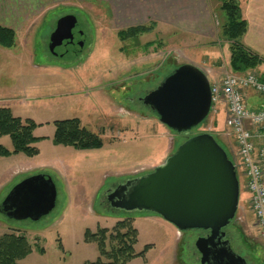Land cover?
I'll return each mask as SVG.
<instances>
[{
	"label": "rangeland",
	"instance_id": "rangeland-1",
	"mask_svg": "<svg viewBox=\"0 0 264 264\" xmlns=\"http://www.w3.org/2000/svg\"><path fill=\"white\" fill-rule=\"evenodd\" d=\"M258 3L264 16V0ZM34 10L18 31L16 44L11 48L0 45V107H9L15 116L38 124L34 135L39 137L35 143L39 152L0 157V205L15 185L38 173L55 181L57 204L38 221L9 218L0 209V236L6 232L26 235L33 251L22 264H84L100 255L96 242L85 241L87 229H111L132 217L139 232L136 251L148 244L151 247L130 264H176V256L178 264H202L195 247L197 230L179 232L153 212L113 209L106 201V190L152 171L182 143L181 134L138 101L159 85L173 65L194 64L217 80L232 72L231 42L222 35L219 3L51 0ZM69 13L77 16L85 41L78 48L60 47L55 55L49 49L50 36L59 18ZM141 24L154 25V30L138 39L118 36L120 30ZM260 27L256 23L255 37L260 35ZM246 39L242 42L264 58ZM147 43L152 44L146 51ZM261 68L264 64L251 71L263 73ZM219 108L218 113L211 110L190 133L209 132L216 118L210 133L233 156L235 137L226 127L225 111ZM68 118H78L82 126L102 138L103 146L80 149L56 144L55 121ZM220 130L228 136V144L214 133ZM1 145L12 149L11 137L1 136ZM238 176L242 209L236 220L240 231L230 230L231 246L247 257L248 264H264V236L249 208L250 193L243 176L239 172Z\"/></svg>",
	"mask_w": 264,
	"mask_h": 264
},
{
	"label": "water",
	"instance_id": "water-1",
	"mask_svg": "<svg viewBox=\"0 0 264 264\" xmlns=\"http://www.w3.org/2000/svg\"><path fill=\"white\" fill-rule=\"evenodd\" d=\"M77 20L74 14L59 18L49 41L53 54L73 39ZM143 102L171 130L187 133L210 113V80L200 67L181 64ZM240 193L234 162L216 138L204 132L187 138L152 171L121 183L109 199L115 209L156 213L180 232L208 230L195 242L202 264H248L224 239V229L236 218ZM57 196L55 181L38 173L15 185L0 209L9 218L38 221L55 208Z\"/></svg>",
	"mask_w": 264,
	"mask_h": 264
},
{
	"label": "trees",
	"instance_id": "trees-1",
	"mask_svg": "<svg viewBox=\"0 0 264 264\" xmlns=\"http://www.w3.org/2000/svg\"><path fill=\"white\" fill-rule=\"evenodd\" d=\"M216 1L219 3L222 16V35L227 41L231 42V70L244 73L258 69L264 63V58L260 54L253 52L242 42L248 31V20L240 0ZM152 30H154V25L129 26L120 30L118 36L122 40L129 38L138 39L140 35L149 33ZM16 37L14 29L0 25L1 46L13 47L16 44ZM151 44L147 43L146 51ZM173 66L174 68L168 74L179 65ZM259 74L264 78V72H259ZM149 109L156 114L151 108ZM55 124L56 130L53 141L58 145L73 146L80 149L103 146L102 138L82 126L78 118L56 120ZM37 125L33 119H22L15 116L9 107H0V137L9 135L13 142L12 149L0 146V157L18 152H24L29 156L36 155L39 152V148L35 145L39 137L34 135ZM190 132L181 134L184 137L183 141L194 135ZM229 156L231 157V155ZM138 235L139 232L133 223L132 217L118 221L111 229L102 227L96 232H91L90 229H87L85 231V241L96 242L100 255L95 261H87L84 264H129L132 259L138 256H145L151 244L146 245L144 250L137 252L135 245L138 242ZM32 251V244L24 234L6 232L0 236V264H22L21 260L32 253Z\"/></svg>",
	"mask_w": 264,
	"mask_h": 264
},
{
	"label": "built area",
	"instance_id": "built-area-1",
	"mask_svg": "<svg viewBox=\"0 0 264 264\" xmlns=\"http://www.w3.org/2000/svg\"><path fill=\"white\" fill-rule=\"evenodd\" d=\"M248 92L264 98V78L258 72L232 71L211 81L212 110L217 113L222 105L225 109V124L237 146L233 161L250 193L256 228L264 236V103L261 108H250Z\"/></svg>",
	"mask_w": 264,
	"mask_h": 264
},
{
	"label": "crops",
	"instance_id": "crops-1",
	"mask_svg": "<svg viewBox=\"0 0 264 264\" xmlns=\"http://www.w3.org/2000/svg\"><path fill=\"white\" fill-rule=\"evenodd\" d=\"M50 1L51 0H0V25L14 29L17 35L20 28H22L23 22H25L29 18V16H31L34 13L35 6H40L41 8L43 5L45 6ZM240 2L241 4H243L242 7L244 13L247 14L246 17L248 20V31L244 36V37L247 36L248 39H246L245 41H247L250 47L264 54V28H263L264 16H263V11L260 9V5L258 3L261 2V0H247V1L240 0ZM245 2L248 3L245 5L244 4ZM104 5L105 4H103L102 6ZM109 9L111 12L112 10L110 7ZM256 23L257 25L261 26L260 27L261 29L259 28L261 32L260 35L255 37L254 27L256 26ZM260 67H262V65ZM260 70L263 71L264 69L261 68ZM246 102L250 108H261L264 103V98L257 95L256 93L248 92V94L246 95ZM221 109L225 111L224 107L222 106ZM212 121L213 122L211 123V125H209V127L211 128V132H213V127H214L213 123L216 122V118L213 117ZM214 133H217L216 135L221 141H223L226 144L229 143V138L225 134V132L220 130V131H214ZM176 264H178L177 256H176Z\"/></svg>",
	"mask_w": 264,
	"mask_h": 264
},
{
	"label": "flooded vegetation",
	"instance_id": "flooded-vegetation-1",
	"mask_svg": "<svg viewBox=\"0 0 264 264\" xmlns=\"http://www.w3.org/2000/svg\"><path fill=\"white\" fill-rule=\"evenodd\" d=\"M57 25V24H56ZM55 28H56V26H55ZM55 28H54V30H55ZM73 33H74V37H73V39L72 40H70L69 42L68 41H65V43H64V47L66 48V49H68V47L70 46V45H72V46H75L76 48H78V47H80L81 45H82V43L85 41L84 39H85V33L83 32V29L82 28H80V27H78V20H77V23H76V26L73 28ZM81 42V43H80ZM81 45H80V44ZM78 45H80V46H78ZM151 90H147L146 92H145V94L142 96V97H140L139 99H138V101L139 102H142V103H144L143 102V97L148 93V92H150ZM132 101H135V98L133 99H131ZM142 175H144V174H142ZM141 176V175H140ZM135 177H137V176H134V177H131V178H135ZM131 178H129V179H131ZM128 180V179H127ZM126 180V181H127ZM126 181H124V182H126ZM123 182V183H124ZM120 184H119V182L118 183H114L112 186H110L107 190H106V201L108 202V204L111 206V203H112V201H110V199H109V195L119 186ZM111 208H112V206H111ZM113 209H115V208H113ZM233 228H235L238 232L240 231V226H238V223H237V220L235 219L234 220V222H232L231 223V225H229L228 227H226L224 230H225V232H226V235H225V238L224 239H229L230 241H231V237H230V230L231 229H233ZM198 231V234H199V236L198 237H200V236H207L208 234H209V231L208 230H197ZM258 233V232H257ZM237 252V251H236ZM196 253V252H195ZM197 253H199L198 251H197ZM237 253H239V254H241L240 252H237ZM199 260L201 261V254L199 253ZM246 259H247V257H245ZM247 263H248V259H247Z\"/></svg>",
	"mask_w": 264,
	"mask_h": 264
}]
</instances>
